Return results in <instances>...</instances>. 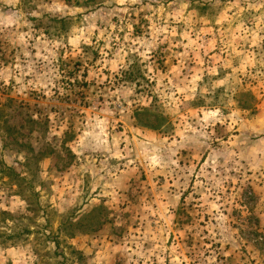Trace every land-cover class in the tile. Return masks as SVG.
<instances>
[{
  "label": "rangeland",
  "instance_id": "obj_1",
  "mask_svg": "<svg viewBox=\"0 0 264 264\" xmlns=\"http://www.w3.org/2000/svg\"><path fill=\"white\" fill-rule=\"evenodd\" d=\"M0 264H264V0H0Z\"/></svg>",
  "mask_w": 264,
  "mask_h": 264
}]
</instances>
